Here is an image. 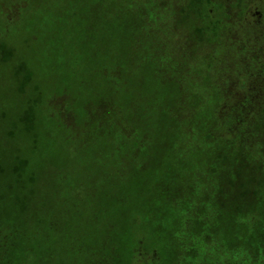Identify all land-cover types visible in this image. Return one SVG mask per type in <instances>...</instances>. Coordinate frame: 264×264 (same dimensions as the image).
<instances>
[{
	"label": "rangeland",
	"instance_id": "1",
	"mask_svg": "<svg viewBox=\"0 0 264 264\" xmlns=\"http://www.w3.org/2000/svg\"><path fill=\"white\" fill-rule=\"evenodd\" d=\"M10 1L19 8L13 21L6 23L3 14L0 20V227L12 225L16 239L34 249L8 251L4 264H93L109 257L112 264H128L141 242L143 250L159 253L161 264L197 258L204 264L203 249L190 253L182 239L200 246L207 238L214 251L228 245L236 257L240 241L257 237L254 225L263 222L253 212L257 203L243 205L246 212L237 215L233 192L218 194L226 166L217 163V150L224 142L204 137L219 130L213 115L220 90L204 55L215 40L206 32L199 41L192 32L204 24L202 10L182 24L173 0L161 11L158 0H0ZM246 11L244 21L259 23L264 0H252ZM160 50L168 64L190 66L186 52L199 59L195 76L181 77L199 78L183 105L171 84L157 81L153 64ZM118 79L144 85L121 91V82L111 86ZM64 89L72 111L89 105L94 115L99 100L128 114L151 109L145 126L155 138L144 160L104 162L86 149L94 140L84 145L80 136L64 138L49 105ZM28 103L35 119L27 128L21 109ZM162 104L175 111L172 117L161 113ZM90 128L94 134L95 124ZM18 196L26 200L23 213Z\"/></svg>",
	"mask_w": 264,
	"mask_h": 264
},
{
	"label": "trees",
	"instance_id": "2",
	"mask_svg": "<svg viewBox=\"0 0 264 264\" xmlns=\"http://www.w3.org/2000/svg\"><path fill=\"white\" fill-rule=\"evenodd\" d=\"M174 1L172 3L176 6L175 9L181 13V17L177 20L183 19L182 24H187L192 15H197L202 10L200 19L204 24L193 28V35L200 41L204 39L205 33L209 32L215 40L209 47L211 49L205 51L204 55L207 60V69L215 71L216 87L220 90L218 101L214 104L213 115L214 123H217L219 130L215 135L206 133L204 137L211 141L219 138L224 142V149L217 150V163L220 167L226 166V168L221 167L220 170L221 190L218 194L227 193L229 190L233 192L236 206H232V211L237 215L246 212L243 205H248L247 203L250 202L257 203L258 206H254L253 212L256 213L255 216L259 213L263 221L256 222L254 225L256 238L252 241L237 243L239 245L235 252L237 258L228 245L222 251H214L213 242L207 238L203 239L200 246H196L193 240L187 239H182L180 244L190 249V253L193 254L198 248L203 249V257L206 259L204 264H208V260L209 264H264V161L261 162V158H264V14L259 23L244 21L247 19L245 15L247 7L252 0H179L184 7L178 6L180 3L176 4ZM169 2V0H158V11L164 10L166 6L168 8ZM22 7L25 8L23 4ZM18 8L19 4L13 1L0 2V20L3 14L6 23L13 21L15 18L12 19V14ZM220 13H223L224 17L220 16ZM219 40L223 41L220 45ZM217 49H224V52ZM4 51L5 45L0 39V57ZM186 54L189 55L190 66H183L179 60L177 63L168 64L162 50L155 54L153 64L159 85L171 84L172 91L177 95L175 102L179 105L185 103L184 97L192 92L199 81V78H188V81L187 78H181L186 74L194 77L192 65L199 63V59L193 60L191 52ZM229 57H233L235 62L230 63ZM120 82L123 85L121 91L124 89L134 92L144 85L140 80L133 84L123 83L118 79L111 86L117 89ZM168 92L171 93V91ZM66 94L67 91L64 89L61 96H56L49 101L53 113L60 119L56 128L64 133V138L80 136L84 145L94 140L96 144L86 149L91 151V156L102 159L104 162L119 159L120 163L126 161L129 165L133 163L136 165L138 158L143 159L142 156L149 151L153 144L152 139L155 138H152L151 131L145 126L151 109L145 111L133 109L128 114L123 111V107L121 111H118L115 104L112 109L107 102L99 100L96 102L99 112L93 115L89 105L84 106L82 111H72L66 102L68 100ZM159 109L168 117H172L175 113L165 109L163 104L159 106ZM44 114L46 116L51 113L49 110L46 112L44 110ZM100 116L102 119L98 122ZM21 118L28 128L35 119L32 104L28 103L21 109ZM92 124L96 126L94 134L90 128ZM251 155L254 156L253 160ZM15 169L18 171L22 167ZM208 171L211 174L215 169L211 167ZM16 200L23 213L26 208L25 197L18 196ZM261 200H263V206L260 208ZM13 228L15 227L12 225H7L6 228L0 227V264L7 261L9 252L14 249H25L26 246H28L27 250L34 249L24 241H20L23 243L21 244L14 236L18 235V232ZM238 228H241V224ZM141 243L134 254L133 262L128 264H161L159 253L156 250L152 252L143 250L141 247L143 243ZM197 259L198 261L189 264L201 263V258ZM112 261L113 257H109L105 261L95 260L93 264H112ZM23 263L27 264V261Z\"/></svg>",
	"mask_w": 264,
	"mask_h": 264
}]
</instances>
